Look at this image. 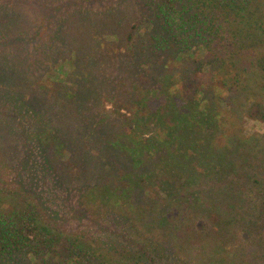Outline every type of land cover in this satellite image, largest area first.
I'll use <instances>...</instances> for the list:
<instances>
[{
	"label": "rangeland",
	"instance_id": "rangeland-1",
	"mask_svg": "<svg viewBox=\"0 0 264 264\" xmlns=\"http://www.w3.org/2000/svg\"><path fill=\"white\" fill-rule=\"evenodd\" d=\"M136 1L0 0V200L10 203L13 197L17 204L34 205L42 224L62 234L83 236L84 244L86 241L98 255H113L123 247L135 249L130 242L143 245L125 219L113 217L112 207H116L112 203L120 205L119 197L85 196L86 190L106 185L105 178L117 171L109 166L118 164V153L107 151L100 139L117 133V140L122 129L129 132L126 118L132 113L120 106L117 87L109 82L125 78L144 84L146 79L158 80L168 72L147 64L150 59L143 42L158 29L148 27L147 20L155 13L147 0H139L150 13L145 20ZM257 1L256 7L261 4ZM194 12L190 9L186 18ZM200 28L195 23V29ZM189 52L183 55L176 79L191 78L195 68L203 64L207 68L211 63L204 52L196 61ZM262 57V61L255 59L260 60L259 76H264ZM156 84L145 86L144 98L151 101L148 107L161 102L153 97ZM239 89L228 98L240 117V136L244 137L235 142L241 158L232 160L234 168L225 166L226 160L199 162L200 155L193 154L182 169L185 175H191L192 167L209 170L219 166L199 174V196L194 193L195 198L167 199L168 184L163 181L170 166L163 170L157 164L153 171L158 172L150 179L157 184V199H149L145 185L137 181L132 201L148 206L145 217L152 241L143 246L155 260L151 264H264V101L261 88L248 92L243 88L240 93ZM192 90L186 100L192 97ZM189 91L177 84L163 94L172 99L177 94L179 100ZM137 108L142 113L145 107ZM150 117L137 120V131L156 138L166 126L156 115ZM112 125L118 129L112 132ZM102 129H110L111 134L104 136ZM126 165L128 161L119 162V167ZM191 182L193 186L195 180ZM196 203L201 208H195ZM147 238L146 234L142 237ZM20 257L4 260V264H28ZM145 260L137 263L148 264Z\"/></svg>",
	"mask_w": 264,
	"mask_h": 264
},
{
	"label": "trees",
	"instance_id": "trees-1",
	"mask_svg": "<svg viewBox=\"0 0 264 264\" xmlns=\"http://www.w3.org/2000/svg\"><path fill=\"white\" fill-rule=\"evenodd\" d=\"M256 1L147 0L148 6L155 13L153 19L147 20L148 27L150 30L158 29V32L148 34L143 42V49H147L150 59L147 64L150 66L152 63L153 67H161L168 72L158 80L154 79L155 82L146 79L144 84H135L125 78H115L112 83L109 82L111 87L115 84L114 89L117 87L115 96L122 103L120 106L126 107L132 117L126 118L130 124L129 132H123L122 129L121 138L116 140L117 133L109 136L111 131L118 129L112 125L111 131H100L101 134L104 131V136L109 137L100 139V136L98 139L104 142L102 146H105L107 151L118 153L119 162L128 161V165L119 167V162H114L109 168L111 170L116 167V173L111 171L106 177L111 183L105 178L106 185H100L98 190L87 188L85 196L99 197L102 200L119 197L122 203H112V206L116 207H112L115 211L112 215L125 219L133 233L143 241V245L149 244V240L152 241V235L147 229L145 217L148 206L140 207L132 201L138 180L145 185L144 192L149 199H157V184L150 179L153 175H158V172L153 171L157 164L163 170L170 166V169L164 171L168 173L164 181L162 178H156L158 182L168 184L165 189L167 199L193 197L194 193L199 196V174H207L206 171H211L213 167L216 170L219 166L214 165L209 170L204 167H192L191 175L188 172L185 175L182 169L193 158V154L200 155L199 162L209 164L226 160L225 166L232 168L235 167L232 160L240 157L239 144L235 143L236 139L243 141L244 138L240 136V117L234 112L228 98L236 95L238 87L244 88V92L261 88L264 101V85H259L264 84V76L257 74L260 60L264 56V22L261 20L264 19V14L257 8H260V5L264 9V2L261 0L263 5L259 3L256 7L253 5ZM136 2L142 20L149 18L147 4H142L139 0ZM190 9L195 11L188 17L194 26L186 18ZM195 23L200 24V31L195 29ZM188 52L193 59L196 58L195 61L200 58L199 54L204 52L205 58L211 63L208 62L207 68H203L206 64L195 68L191 78L185 75L176 79L183 55ZM257 58L260 60L256 61ZM243 63L247 68L242 66ZM70 64L74 69L73 60H70ZM175 70L177 71L174 72ZM172 78L175 81L172 82ZM152 82L157 83V87L153 89V97L161 100L155 108L148 107L151 101L144 98L148 88L145 86ZM177 84L187 91L193 89L190 100L185 99L190 91L180 96L179 100L177 94L173 99L163 94L176 89ZM122 94H125L123 98ZM203 103L210 104L203 106ZM167 104L170 107H163ZM140 105L145 107L142 113H139V110L143 109L137 108ZM212 105L214 107H210ZM262 113L264 115V109ZM155 115L157 120L162 119L166 126L156 138L137 131L139 118ZM96 124H99V121ZM102 126V123L98 125L97 130ZM94 133L92 131L90 136L93 137ZM219 142L222 143L218 144ZM198 145L200 148H196ZM92 150L97 152L99 149ZM192 180H195L193 186L190 184ZM194 207L201 208L197 203ZM261 210L264 217V201ZM40 218L38 208L34 205L17 204L13 197L10 203L0 200V264H4L7 259L21 258L20 256H23L28 264H129L132 261L140 264L137 262L141 258L146 259L144 263L155 262L143 245L137 243L135 246L132 242L130 244L135 249L123 247V251L113 255L107 252L98 255L86 241L84 244L83 236L79 238L62 234L59 229L42 224ZM145 234L149 236L146 241L142 239Z\"/></svg>",
	"mask_w": 264,
	"mask_h": 264
}]
</instances>
